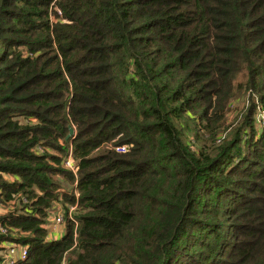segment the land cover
Returning a JSON list of instances; mask_svg holds the SVG:
<instances>
[{
  "label": "trees",
  "instance_id": "trees-1",
  "mask_svg": "<svg viewBox=\"0 0 264 264\" xmlns=\"http://www.w3.org/2000/svg\"><path fill=\"white\" fill-rule=\"evenodd\" d=\"M0 202V263L264 264V0H0Z\"/></svg>",
  "mask_w": 264,
  "mask_h": 264
},
{
  "label": "built area",
  "instance_id": "built-area-1",
  "mask_svg": "<svg viewBox=\"0 0 264 264\" xmlns=\"http://www.w3.org/2000/svg\"><path fill=\"white\" fill-rule=\"evenodd\" d=\"M123 149H125V148H123ZM64 166L67 169L75 172V162H74L72 153L66 159ZM76 196L78 197L79 195L76 194ZM54 223H55L54 224L55 227L53 229H54V231L55 230L57 231L59 229V227L57 228V226H60L62 224L64 225L65 222H64L63 217L58 215L54 219ZM51 232H52V230H51ZM6 234H7V229L0 225V235H6ZM9 247L11 249V252H9V255H8L9 259H4V261L1 262L0 264H17L19 262H24L28 259L29 252H28V249L26 247H20V246H17L16 244H11ZM5 250H6V247H5Z\"/></svg>",
  "mask_w": 264,
  "mask_h": 264
},
{
  "label": "rangeland",
  "instance_id": "rangeland-1",
  "mask_svg": "<svg viewBox=\"0 0 264 264\" xmlns=\"http://www.w3.org/2000/svg\"><path fill=\"white\" fill-rule=\"evenodd\" d=\"M68 190H70L69 188H67ZM12 204L10 205H4L3 203H0V218H4L5 216H8L10 211L13 209L12 207H10ZM72 209H71V215H72ZM62 216L63 219H64V225H60V226H57V228L59 227V231L62 230L61 233H55V236L54 235V232H56V230L54 231V227H55V223H54V219L57 217V216ZM73 216V215H72ZM66 211H65V207L64 205L62 204H59L56 206V209H55V212L51 215H50V219H49V224H48V228L50 229V231L52 230V232L50 233V239H59L60 237H62V235L64 234L65 232V225H66ZM4 246L6 247V250L1 254L3 256L4 259H9V252H11V249H10V245L8 244H4Z\"/></svg>",
  "mask_w": 264,
  "mask_h": 264
},
{
  "label": "water",
  "instance_id": "water-1",
  "mask_svg": "<svg viewBox=\"0 0 264 264\" xmlns=\"http://www.w3.org/2000/svg\"><path fill=\"white\" fill-rule=\"evenodd\" d=\"M75 135V131L73 128H70L69 135L67 136L66 140L69 141Z\"/></svg>",
  "mask_w": 264,
  "mask_h": 264
},
{
  "label": "crops",
  "instance_id": "crops-1",
  "mask_svg": "<svg viewBox=\"0 0 264 264\" xmlns=\"http://www.w3.org/2000/svg\"><path fill=\"white\" fill-rule=\"evenodd\" d=\"M58 232H59V233H61V232H62V230H60V231H59V230H57L55 233H58ZM55 233H54V235H53V236H55Z\"/></svg>",
  "mask_w": 264,
  "mask_h": 264
}]
</instances>
